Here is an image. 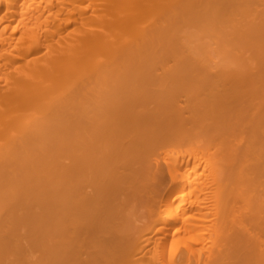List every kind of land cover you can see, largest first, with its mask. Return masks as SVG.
Wrapping results in <instances>:
<instances>
[{
  "label": "bare ground",
  "instance_id": "obj_1",
  "mask_svg": "<svg viewBox=\"0 0 264 264\" xmlns=\"http://www.w3.org/2000/svg\"><path fill=\"white\" fill-rule=\"evenodd\" d=\"M0 264H264V0H0Z\"/></svg>",
  "mask_w": 264,
  "mask_h": 264
}]
</instances>
